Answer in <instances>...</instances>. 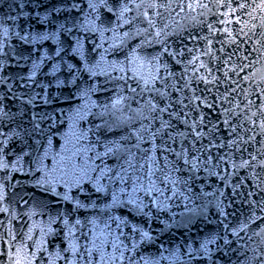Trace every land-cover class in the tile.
Wrapping results in <instances>:
<instances>
[{
	"label": "snow or ice",
	"instance_id": "obj_1",
	"mask_svg": "<svg viewBox=\"0 0 264 264\" xmlns=\"http://www.w3.org/2000/svg\"><path fill=\"white\" fill-rule=\"evenodd\" d=\"M0 264H264V0H0Z\"/></svg>",
	"mask_w": 264,
	"mask_h": 264
},
{
	"label": "water",
	"instance_id": "obj_2",
	"mask_svg": "<svg viewBox=\"0 0 264 264\" xmlns=\"http://www.w3.org/2000/svg\"><path fill=\"white\" fill-rule=\"evenodd\" d=\"M54 107H56V105H54ZM59 107H63L66 110L68 105L67 104H60ZM209 227H211V226H209ZM202 234L203 233H201V235ZM192 235L195 236L196 232L193 231ZM179 239H180L179 232H176L175 236H172L171 233H166L165 235L160 237V240L164 242L165 247H171V244L169 243L170 240L178 241ZM155 250H156V246H152V247L147 249V251H155Z\"/></svg>",
	"mask_w": 264,
	"mask_h": 264
}]
</instances>
